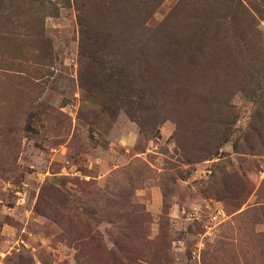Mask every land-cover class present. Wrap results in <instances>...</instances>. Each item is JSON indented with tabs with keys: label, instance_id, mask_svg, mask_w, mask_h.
I'll list each match as a JSON object with an SVG mask.
<instances>
[{
	"label": "rangeland",
	"instance_id": "obj_1",
	"mask_svg": "<svg viewBox=\"0 0 264 264\" xmlns=\"http://www.w3.org/2000/svg\"><path fill=\"white\" fill-rule=\"evenodd\" d=\"M0 264H264V0H0Z\"/></svg>",
	"mask_w": 264,
	"mask_h": 264
}]
</instances>
